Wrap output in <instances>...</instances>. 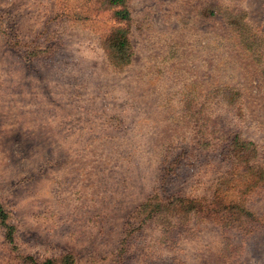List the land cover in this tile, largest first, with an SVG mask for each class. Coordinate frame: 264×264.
<instances>
[{"label":"rangeland","instance_id":"374dc122","mask_svg":"<svg viewBox=\"0 0 264 264\" xmlns=\"http://www.w3.org/2000/svg\"><path fill=\"white\" fill-rule=\"evenodd\" d=\"M0 205V264H264V0H0Z\"/></svg>","mask_w":264,"mask_h":264},{"label":"trees","instance_id":"16d2710c","mask_svg":"<svg viewBox=\"0 0 264 264\" xmlns=\"http://www.w3.org/2000/svg\"><path fill=\"white\" fill-rule=\"evenodd\" d=\"M111 2L120 3L122 2V0H111ZM124 16H128L127 11L124 13ZM103 44H104L103 49L106 55H108L109 61L116 64V62H118L116 58L119 55L120 48L122 49L125 46L126 39L123 38V36L121 35L117 36V33L114 34V32H112L104 36ZM209 143L210 141L206 142V144H209ZM227 146L229 148L227 155H229V157L233 160L231 162V165H233V167H239V165L243 166L245 169V172H248L249 168L251 167V164L248 161L250 160L249 159L250 156L247 157L246 161H245V156L252 155L254 153L255 148H256L255 143L252 141H245L243 139H240V137L236 135L229 141ZM241 162H244V163H241ZM230 172L232 173L233 171H230ZM257 180H259V177H257ZM5 216H6L5 211L0 205V218L2 221H4ZM34 264H57V263L54 262L52 259H46L43 262H40V263L36 262Z\"/></svg>","mask_w":264,"mask_h":264}]
</instances>
